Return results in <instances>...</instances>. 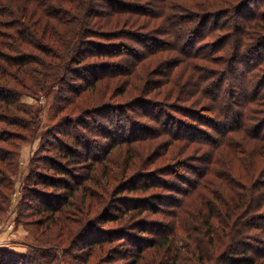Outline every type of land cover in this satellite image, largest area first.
<instances>
[{"label":"trees","instance_id":"obj_1","mask_svg":"<svg viewBox=\"0 0 264 264\" xmlns=\"http://www.w3.org/2000/svg\"><path fill=\"white\" fill-rule=\"evenodd\" d=\"M36 138L0 264H264V0H0V214Z\"/></svg>","mask_w":264,"mask_h":264},{"label":"rangeland","instance_id":"obj_2","mask_svg":"<svg viewBox=\"0 0 264 264\" xmlns=\"http://www.w3.org/2000/svg\"><path fill=\"white\" fill-rule=\"evenodd\" d=\"M102 3V5L100 4ZM98 4H100L101 6H95L96 8H101L104 7L103 5H105V2H100ZM133 44V43H132ZM136 46V45H135ZM143 47H140L139 49L142 50ZM169 55H174V54H169ZM236 64V63H235ZM237 68H242L243 65L240 64H236ZM168 70L167 68H164V71H162L163 73H165ZM71 73H69L67 75V77H70ZM68 77V78H69ZM163 77L162 75L157 77V78H161ZM77 80V78L75 79ZM78 82L81 80H77ZM119 91V89H117V92ZM116 94H112L111 91H109L107 93V96H104L105 100H111V101H117V100H123V95H121L120 93ZM67 94V93H65ZM56 93L52 92L49 93L48 95L43 94L42 97L40 98V102L42 103V108L39 111V130L43 131L48 129V131H52L51 126H53L54 122L56 121L55 118V101H56ZM150 96H153L150 94ZM22 99H24V101H26L27 103H36L37 99H35L33 96L29 95V96H25ZM135 107V106H134ZM134 107H132L130 109V111H133V118L135 120H139L141 123H145L146 121L139 117V115L142 113L141 111H137L138 109H135ZM146 107V106H145ZM137 108V107H136ZM149 108L148 106L146 107ZM167 108V107H166ZM141 109H144L141 108ZM165 109V108H164ZM168 109V108H167ZM162 115L159 114V117H161ZM136 133H139V131H136ZM117 137V136H115ZM92 138L99 142V143H109V138H105L102 137L101 134H97L92 136ZM114 138V137H113ZM111 138V139H113ZM21 146L19 147L18 150V158L20 160L19 163V168L18 171L16 172V176L13 177V188H15L14 192L12 193L11 196V206H10V210L1 213L0 214V247H8V248H12L16 251L20 250V251H24L27 249V243L26 241H30L33 239V234L35 232V226L32 223V221L36 218L34 215L30 216L28 215V213H30V210H27L25 213L27 216L26 219L23 217L21 220H18L17 217V208H18V201H20L21 197H22V193H24V187H22V181H23V177L25 174H28V167H29V162H30V155L33 154L35 152V150L38 149L39 147V138L36 139H32L30 141H21ZM94 151V150H93ZM97 154L101 153V150H95L94 151ZM39 162V161H38ZM77 169V171L81 170ZM188 176V175H187ZM169 177V176H168ZM171 179H174L172 177H169ZM25 201H27V198L25 199ZM34 218V219H33ZM259 225H264L261 222H258ZM108 225H113L112 223H109ZM254 231H263V230H256L253 229L249 230V233L252 235L254 233ZM86 239V238H85ZM83 240V236H80L76 242V246H75V250L80 249V244L82 243ZM252 241V240H251ZM3 244V245H2ZM96 250V248H95ZM250 250V249H249ZM94 255L92 254V256L89 258L90 263L92 262H96L97 260L94 259ZM103 259L99 260L101 264H104L102 262ZM69 262H71V260H66L61 262V264H68ZM98 263V261H97Z\"/></svg>","mask_w":264,"mask_h":264}]
</instances>
